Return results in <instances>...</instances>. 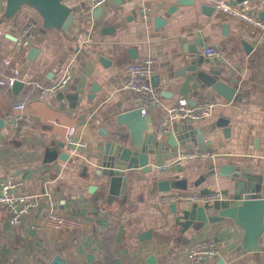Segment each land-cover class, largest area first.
<instances>
[{
  "label": "crops",
  "instance_id": "obj_1",
  "mask_svg": "<svg viewBox=\"0 0 264 264\" xmlns=\"http://www.w3.org/2000/svg\"><path fill=\"white\" fill-rule=\"evenodd\" d=\"M8 2L0 0V177L12 174L21 193L38 196L34 215L54 210L80 218L84 227L34 233L13 226L0 208V264H189L187 250L212 238L221 243V256L203 264H219L220 258V264H264V209L251 206L249 213L240 206L236 219L219 215L238 195L264 199V35L251 36L240 22L216 12L213 0H144L150 7L147 21L140 0H108L96 16L88 0H46L62 20L73 14L80 24L73 38L48 21L35 0H19L14 7ZM260 6L254 15L264 10ZM30 21L36 25L31 45L17 53L16 41ZM204 46L220 48L223 57L200 64ZM147 56L156 59L151 83L166 104L183 96L212 97L217 100L212 116L176 123L175 133L159 131L156 110L144 117V126L132 128L135 119L121 120L120 114L135 107L122 89L128 67ZM194 60L198 69L219 71L218 80L235 88L231 101L187 70ZM65 70L69 82L50 90ZM19 102L26 103L31 121L12 129L6 113ZM70 127L87 149L70 151L65 143ZM138 134L156 136L160 144L174 134L176 147L158 146L145 164L122 171L124 181L115 191L111 167L122 149L142 151ZM194 148L218 156L163 168ZM220 164L249 177L221 173ZM160 180L171 183L169 191H158ZM215 191L220 197L204 206L158 201L163 193ZM198 207L204 208L205 221L198 220ZM146 231L150 237L140 239Z\"/></svg>",
  "mask_w": 264,
  "mask_h": 264
},
{
  "label": "built area",
  "instance_id": "obj_2",
  "mask_svg": "<svg viewBox=\"0 0 264 264\" xmlns=\"http://www.w3.org/2000/svg\"><path fill=\"white\" fill-rule=\"evenodd\" d=\"M108 0H88L89 11L102 7ZM264 0L251 5L231 4L226 0H213V9L229 18L235 19L244 30L251 36L264 35V20L252 13L255 9L260 8ZM2 4H0L1 10ZM141 18L147 21L149 18L150 7L140 0L138 5ZM254 10V11H255ZM35 23L28 22L20 32L15 44V52L20 53L28 49L33 38ZM200 56L204 62H212L223 57V51L216 46H204ZM156 59L147 56L135 64L128 67V76L124 78L122 89L127 91L134 103L133 109H139L142 116H147L151 110L159 112V131L172 132L176 123L192 124L201 122L210 118L213 114L217 100L212 97H205L196 101H191L188 97L178 98L174 103L166 104L161 97V91L151 83V77L155 72ZM71 73L65 70L62 78L50 90L62 88L69 82ZM27 109L26 103L19 102L10 108L6 113V120L12 129L20 127L23 123L30 122L31 116L24 113ZM175 133V132H173ZM65 143L69 146L70 151L76 153L88 148L87 142L75 136L74 127L68 128L65 133ZM218 156L215 152L200 148L190 149L178 155L174 160L167 163L163 168L180 164L186 160L209 161ZM20 182L16 176L9 174L6 177H0V208L8 215L9 222L19 228H24L34 233H41L45 230L53 231H73L82 230L84 222L75 216L62 214L54 210L44 214L34 215L38 207V196L28 195L19 191ZM220 197V192L215 191L207 195L196 193L188 194H168L163 193L158 201L161 204L176 200H186L198 202L202 206L206 202ZM221 243L212 238L190 247L186 252L189 264H203L221 256Z\"/></svg>",
  "mask_w": 264,
  "mask_h": 264
},
{
  "label": "water",
  "instance_id": "obj_3",
  "mask_svg": "<svg viewBox=\"0 0 264 264\" xmlns=\"http://www.w3.org/2000/svg\"><path fill=\"white\" fill-rule=\"evenodd\" d=\"M39 4H41L44 8L45 11L48 12V17L47 20L50 23H55L58 26H60L61 31L68 37V38H73L80 30V24L74 20L73 14L69 13L64 20L60 18V16H57L53 12H51L47 7L48 3L46 0H35ZM49 2V0H48ZM17 3H19V0H10L8 2V6L14 7L17 6ZM171 11V10H169ZM101 12V7L96 8L93 12L94 16H96L98 13ZM259 17L260 19L264 20V10L259 12ZM60 23V24H58ZM30 53L32 55H36L37 50L35 48L30 50ZM33 56V57H34ZM100 62H104V58L100 57L99 58ZM198 61L203 62V59L201 56H199ZM197 60L192 61V67H188L187 70L191 71L194 73L195 77L201 82L202 86L207 87L212 89L214 92L222 96L225 100L231 101L234 94H235V88L225 84L224 82L218 80L219 76V71H211V72H206L205 70H201L199 67V63ZM104 64V63H103ZM95 89L92 88V92H94ZM76 96H68V99H74L75 100ZM120 119L123 121H129V120H134L133 121V127L136 128L138 126H144L143 120L144 116L141 115V112L139 109H132L128 110L126 112H123L120 114ZM148 127H145L144 130H147ZM140 135V136H139ZM136 138L139 139L140 142V149L142 150L140 153L133 152L129 148H124L122 149L121 153L119 154L118 158L114 160V165L111 167V172H110V184L112 188L115 189H120V186L122 185L124 178H123V173L122 171L124 170H130V169H135L138 166L139 162H143L145 164V160L147 157L148 153H152L154 148H157L158 146L163 147L164 144H169L170 147H176V138L174 134H169L166 136V138L163 140L164 142L160 144L158 140L156 139V136L153 135H147L145 134L142 136V134H138ZM141 143H143V146L141 147ZM66 157L65 154L63 155V158ZM110 170V169H109ZM214 170V169H213ZM218 170L221 173H230L234 175V178H246L249 177L248 173L245 172L239 168H236L234 165H228V164H220L218 165ZM171 183L168 180H160L156 184V188L160 192H167L170 190ZM240 206H245L246 210L249 211V213H254L253 211L250 210L251 206H256L257 207V212L261 208L264 209V199L263 198H245L242 199L240 196H236V201L232 203L230 206L227 208H223L220 210L219 215L224 216V217H229L232 219H236L238 212H239V207ZM256 212V213H257ZM197 217L198 220L200 221H205L206 216L204 213V208L203 207H198L197 208ZM140 239H145L150 237V231L143 232L140 236ZM219 264L222 263V259H219Z\"/></svg>",
  "mask_w": 264,
  "mask_h": 264
}]
</instances>
